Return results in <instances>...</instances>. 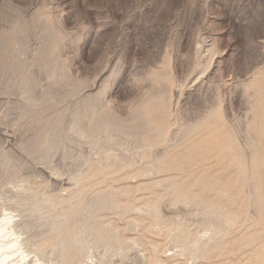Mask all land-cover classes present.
Returning a JSON list of instances; mask_svg holds the SVG:
<instances>
[{
	"label": "rangeland",
	"instance_id": "374dc122",
	"mask_svg": "<svg viewBox=\"0 0 264 264\" xmlns=\"http://www.w3.org/2000/svg\"><path fill=\"white\" fill-rule=\"evenodd\" d=\"M3 264H264V0H0Z\"/></svg>",
	"mask_w": 264,
	"mask_h": 264
},
{
	"label": "bare ground",
	"instance_id": "6f19581e",
	"mask_svg": "<svg viewBox=\"0 0 264 264\" xmlns=\"http://www.w3.org/2000/svg\"><path fill=\"white\" fill-rule=\"evenodd\" d=\"M7 224H9V222H5V219L3 221H0V264H3L8 260V258L10 257L9 250L17 244V240H13L10 242H6L3 240L6 230L5 226Z\"/></svg>",
	"mask_w": 264,
	"mask_h": 264
}]
</instances>
